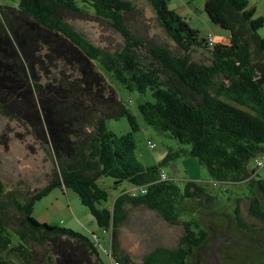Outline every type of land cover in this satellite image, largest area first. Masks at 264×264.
<instances>
[{"label":"trees","instance_id":"1","mask_svg":"<svg viewBox=\"0 0 264 264\" xmlns=\"http://www.w3.org/2000/svg\"><path fill=\"white\" fill-rule=\"evenodd\" d=\"M11 1H0V114L50 145L56 171L24 201L0 178V264H106L91 238L33 217L36 202L56 187L77 193L97 225L111 233L108 256L120 264L126 263L117 255L115 237L130 207L156 211L184 233L176 248L157 247L141 263L129 264H187L208 240L198 221L181 217V207L189 199L211 205L216 198L196 181L178 185L162 164L138 161L134 133L140 125L104 71L129 93H151L154 101L139 105L142 118L187 146L171 150L167 160L194 159L214 185L249 192L243 193L249 214L260 225L248 227L239 199L237 226L264 231V177L256 165L264 158V18L256 17L248 0H206L210 21L230 35L228 43L213 45L169 0H149L180 55L132 30L128 15L135 7L128 0ZM78 15L108 22L124 43L114 50L91 43L69 21ZM195 52L208 61H195ZM123 117L134 133L108 129L107 121ZM104 178L114 180L115 188L124 182L133 188L110 205L109 186L99 183Z\"/></svg>","mask_w":264,"mask_h":264},{"label":"rangeland","instance_id":"2","mask_svg":"<svg viewBox=\"0 0 264 264\" xmlns=\"http://www.w3.org/2000/svg\"><path fill=\"white\" fill-rule=\"evenodd\" d=\"M0 1L2 4L14 3L11 0ZM128 1H131L135 7V11L128 15V23L132 30L136 34L151 38L158 44L170 46L180 55L181 50L159 25L149 0ZM169 6L172 9L185 6L186 10L182 12V16L189 17V25L199 30L201 37H208L210 30L203 25L204 20L210 23L211 21L205 12L204 0H169ZM69 21L79 33L97 46L114 50L124 43L122 36L111 24L97 19L96 16H70ZM222 33L229 34L226 31ZM219 36L221 35L215 36L216 40H225L224 37L221 39ZM193 58L199 62L208 61L207 55L203 52H195ZM101 71L104 70L101 69ZM103 74L117 90L125 106L136 116L140 125V130L134 133L129 120L123 117L107 121L108 129L116 135L134 133L136 158L142 165L162 164V169L178 185L183 186L190 180L196 181L216 198L215 203L211 205L206 202L199 204L198 201L189 199L181 207L183 210L181 217L186 220L195 219L209 232L208 240L187 264H213V261L208 258L212 257V247L218 239L224 240L215 248L220 264H264V231L248 233L237 226L234 216L237 201L241 199L240 208L248 227L260 225V222L249 214L248 200L244 197L247 195H243L249 192H244L243 188L238 186L214 185L208 169L194 159L167 160L171 150L187 146L156 131L142 118L139 105L145 100L154 101L151 93L145 96L129 93L110 73L104 71ZM150 142L156 145L155 149L150 148ZM253 166L252 162L251 167ZM55 171L56 165L50 145L38 141L32 130L30 131L20 122L0 114V178L6 188L14 191L24 201L46 187L54 178ZM261 177H264V171ZM99 183L102 186H109L108 204L110 205L124 189L133 188L128 182L115 188L114 180L111 178H104ZM242 187L246 191L249 190L246 184ZM33 217L40 223L71 229L91 238L93 242L98 243V251L103 262L109 264L111 233L97 225L89 209L82 204L79 195L71 189L63 187L52 189L36 202ZM183 233L182 226L170 224L156 211L143 206L130 207L128 219L119 228L115 237L116 252L126 264L141 263L144 257L157 247L176 248ZM229 240L230 242H226Z\"/></svg>","mask_w":264,"mask_h":264},{"label":"crops","instance_id":"3","mask_svg":"<svg viewBox=\"0 0 264 264\" xmlns=\"http://www.w3.org/2000/svg\"><path fill=\"white\" fill-rule=\"evenodd\" d=\"M248 1H249L250 5L256 9V17H263L264 18V0H248ZM205 2H206V0H204V6H205ZM188 4H190V3H188ZM185 6H187V5H185ZM185 6H183L181 8H178V9L174 8V10H176L180 15H182V12L186 10ZM194 11L196 12V10H194ZM190 12H192V11H190ZM187 16H189V15H187ZM188 18H186V19L189 20ZM203 26L210 30L208 36L210 34H212L213 37H214V41L215 42H223V43H228L229 42L230 35L229 34H224L223 35L222 31H224V30H222L220 27L214 25L212 22L211 23L210 22H205V20H204V25ZM217 35H221L219 37L221 39L224 37L225 40H223V41L216 40ZM259 35L261 37H264V26L259 30ZM261 170H262V172L264 171V166L260 170H258V173H259L260 177H261V174H262ZM163 172L166 173L165 171H163Z\"/></svg>","mask_w":264,"mask_h":264},{"label":"built area","instance_id":"4","mask_svg":"<svg viewBox=\"0 0 264 264\" xmlns=\"http://www.w3.org/2000/svg\"><path fill=\"white\" fill-rule=\"evenodd\" d=\"M208 42L210 43V45H213L214 44V37L212 34H210L208 36ZM150 148L152 149H155L156 148V145L152 142H150ZM256 165L259 169H261L263 166H264V158L263 159H258L256 161ZM162 180H167L168 177L166 174H162ZM141 192L142 193H145L146 192V189L145 188H142L141 189ZM98 244V243H97ZM109 264H120V262L118 260H116L113 256L110 255V261H109Z\"/></svg>","mask_w":264,"mask_h":264},{"label":"water","instance_id":"5","mask_svg":"<svg viewBox=\"0 0 264 264\" xmlns=\"http://www.w3.org/2000/svg\"><path fill=\"white\" fill-rule=\"evenodd\" d=\"M224 239H225V237H224ZM221 241H224V240L218 239V240L214 243V245H213V247H212V257H211V258H208V257H206V256L203 255L204 257H206V258L210 259L211 261H213V264H220L219 259L217 258V255L215 254V252H216L215 248H216V245H217L219 242H221ZM226 242H230V240H229V241H226Z\"/></svg>","mask_w":264,"mask_h":264}]
</instances>
